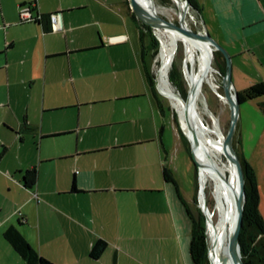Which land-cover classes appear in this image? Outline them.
<instances>
[{
	"label": "crops",
	"instance_id": "obj_1",
	"mask_svg": "<svg viewBox=\"0 0 264 264\" xmlns=\"http://www.w3.org/2000/svg\"><path fill=\"white\" fill-rule=\"evenodd\" d=\"M197 2L231 58L234 89L264 83V0ZM129 12L124 0H0V264H26L8 226L53 264H191L189 221L163 179L165 169L181 196L177 148ZM263 104H239L235 135L264 223ZM97 240L105 246L92 258Z\"/></svg>",
	"mask_w": 264,
	"mask_h": 264
},
{
	"label": "bare ground",
	"instance_id": "obj_2",
	"mask_svg": "<svg viewBox=\"0 0 264 264\" xmlns=\"http://www.w3.org/2000/svg\"><path fill=\"white\" fill-rule=\"evenodd\" d=\"M138 2L142 8L147 7V0H138ZM151 2L153 11L158 14V7L155 5L154 0H151ZM174 5L178 19L182 18V25L187 27L184 21L186 10L183 7L182 0H177V2H174ZM146 19L148 22L151 21L149 18ZM169 32L177 35L184 44V62L186 63V67L184 68L183 65V68L185 69L184 74L188 83L186 113L184 111L185 100L167 76V68L171 65V45L174 41ZM154 34L159 41L158 68L155 72V82L156 85L158 83L160 89L169 100L188 141L192 142L193 139L196 140L194 150L197 154L198 164L200 165L198 170V202L200 206L202 203H205L202 193L209 185L214 198L217 217V222L215 221L216 225L213 226L212 219L215 216L205 206L206 209L203 211L207 257L210 264H221L219 257L224 256L222 253L224 249L226 256V241L234 221L233 197L236 192V179L233 166L226 156H224L221 164L217 161L219 148L225 155L222 146L223 134L220 131L217 119L209 113L203 99L199 100L202 83H207L212 90L216 89L210 76L213 69L212 67H207V60L211 59L209 47L201 40L183 36L170 28H154ZM195 58H197V61ZM188 63H190L191 69H189ZM196 63L198 65L197 69L195 67ZM217 94L222 100L220 94ZM200 101L203 105L202 108L199 103ZM203 113H206L210 118V122L206 121L207 118L205 119ZM204 170V176L200 181V171ZM227 173L230 174V182L228 184L225 179ZM224 264H229V262L227 261Z\"/></svg>",
	"mask_w": 264,
	"mask_h": 264
},
{
	"label": "trees",
	"instance_id": "obj_3",
	"mask_svg": "<svg viewBox=\"0 0 264 264\" xmlns=\"http://www.w3.org/2000/svg\"><path fill=\"white\" fill-rule=\"evenodd\" d=\"M187 1H188V5L190 6V8L194 10L198 15H200L201 7L198 4L197 0H187ZM124 5L127 9V12H129L126 0H124ZM129 14L132 17V19H134V21L136 22L138 26V38H139V41L142 47V51L145 54H148L150 58L153 60L154 56L157 53L158 45H157L156 39L151 34V29L147 25H144L140 21H138L131 12H129ZM46 20H47V25L49 28V16L48 15L46 16ZM42 21H43V18L41 15L38 20H34V22H42ZM43 29L46 30V27H43ZM169 33L172 39L181 41L177 35H175L172 32H169ZM177 48H178L177 42L173 41L171 45V64L174 61ZM153 64L156 65V60L153 61ZM210 64L214 69H216V71L220 75L223 73L224 61H223L221 54L218 51L216 50L212 51V59H211ZM169 72L167 74L168 77H169ZM145 78H146V82L149 87V90L155 96L154 102L156 103L157 108L159 109L160 113H164V111L167 110V107H165V105H162L160 103V100L157 97V92L154 88L151 73L148 74V72H146ZM158 88L161 91V93L164 95L159 85H158ZM180 93L183 99L185 100V93L184 92L183 93L180 92ZM262 95H264V83L262 82H254L250 84L249 86H247L246 88L240 91H236V96H237V100L239 104L243 101L255 99ZM262 108L264 109V104L262 105ZM171 120L175 124L178 140L181 143L182 148L187 153V155L190 157L188 144L176 126L175 115L173 113L171 114ZM237 143L238 141L235 135V128H234L233 137H232V146L239 159V163H240L241 170H242L243 188H244V202H243L242 213H241V226H240V230H239V234L237 238L240 259L243 264H264V223H263V220L260 214L257 211L258 192L256 189L253 172L250 166L243 159V157L238 153L236 149ZM192 154H193L194 160L198 163L197 154L194 148H193ZM33 173L34 171H26L24 173L23 181L26 186H29L32 183L33 176H34ZM204 173H205V170H204ZM204 173L202 177L204 176ZM194 175H196L195 168H194ZM163 179L165 182L171 184L174 194L180 206L182 207V210L186 218L189 221L190 228H189V241H188L187 252H188V257H189L191 264H208L207 258H206L207 248L205 245L206 234H204L205 232L204 216H202L199 210L197 211L198 212L197 217L191 213L185 201L182 199V197L178 193L175 182L173 181L172 178H170V176L168 175L165 169H163ZM71 187L73 188V184L71 185ZM205 196L206 194L204 192V195H203L204 201L206 203V206L209 212H212V207H210L207 204ZM202 225H203V228H202ZM2 235L5 238V240L9 243V245L12 247V249L20 256L22 260H24L26 264H53L52 262L41 257L24 240V238L20 235V233L16 230L15 227L8 226L3 231ZM104 246H105V243L103 241L97 240L91 246L89 250V256L92 258L97 257L103 250Z\"/></svg>",
	"mask_w": 264,
	"mask_h": 264
},
{
	"label": "rangeland",
	"instance_id": "obj_4",
	"mask_svg": "<svg viewBox=\"0 0 264 264\" xmlns=\"http://www.w3.org/2000/svg\"><path fill=\"white\" fill-rule=\"evenodd\" d=\"M174 2H177V0H154L155 5L158 7V15L167 21L177 23L178 17L175 13L176 7L174 5ZM204 17L205 16L201 12H200V15H197V13L194 10H192L190 8V6L188 5L186 8L185 15H184V21L186 23V26L194 32H201L202 27H205L206 31L208 32V35L214 40V38L211 36L212 33L209 30ZM202 22H203V24H202ZM142 24H144V23H142ZM151 34L153 35V37L155 39L157 38V37H155L154 29H151ZM156 41H157L158 49H157V53L154 56L153 60L150 58V56L148 54L144 56L146 58V64H147V71L146 72H148V74L151 73L152 81L155 78V72L158 68L157 56H158V50H159V41H158V39H156ZM174 41L177 42L178 48H177V52H176L173 63L167 68V74L170 70V72H169L170 81L180 92L185 93L188 90V83H187V79L185 78V74H184L185 73L184 68L186 67V63L184 62V44H183V42H181L179 40H174ZM211 59H212V56H211ZM211 59H210V62H211ZM155 60H156V65L153 64V61H155ZM195 60L197 61V58H195ZM183 65H184V68H183ZM210 66H211V64H210ZM188 67H189V69H191L190 63H188ZM195 67L197 69V67H198L197 63L195 65ZM212 69H213V72L211 73L210 76H211V80H212L213 84L216 86V89H215L216 91L212 90L208 86L207 83H202L201 95H200L199 100L203 99L207 110L209 111V113H211L217 119L220 131L224 135L226 127H227V123H228V108H227V105L223 102V100H221V98L217 94V93H219L220 74L213 67H212ZM157 95H158L160 101L163 104H165V107H167V110L164 111L165 120L163 123L167 122L169 124V126L171 125L169 128H166V131H167L166 134L168 135L169 144H173V145L175 144V146L177 148V150L174 152V155L170 159L171 160L170 161L171 169L174 173L175 180H176L178 188L181 192V196L183 197V199H184L187 207L190 209L191 213L197 217L198 208L196 207L195 199H196V195H197L196 193L198 190V185H197L198 184V174H197V180H196V175H194V164H193L191 158L187 155V153L184 151V149L180 146L181 143L178 144L179 140H177L178 137H177V131H176L175 124L172 122L173 127H174L173 128L172 124H171L172 120L170 121L172 113L175 115L176 126H177L179 132L182 134V136L184 138H185V136L183 134V130H182L181 125L178 121V117H177L175 111L171 107L169 100L166 98V96L164 97V96L160 95L158 92H157ZM199 103H200V106L202 108L203 107L202 102L200 101ZM201 111L204 112L203 110H201ZM203 116H205V119L207 118L206 119L207 122H210V118L206 115V113H203ZM185 140L187 142L186 138H185ZM187 144H188V142H187ZM224 156L225 155L223 154V152L219 148L218 155H217V161L219 164L222 163ZM203 173H204V171H200V174H199L200 181L202 179L201 177H202ZM225 179H226V183L228 184L230 182V174L229 173L226 174ZM204 192L206 194V196H205L206 202L210 207H212V213L215 216L212 219L213 226H215L216 222H217L215 202H214L213 195L210 191L209 185L207 186V188ZM204 192L202 193L203 195H204ZM204 225H205V220H204ZM202 228H203V225H202ZM203 231H204V229H203ZM222 253L225 256V249Z\"/></svg>",
	"mask_w": 264,
	"mask_h": 264
},
{
	"label": "water",
	"instance_id": "obj_5",
	"mask_svg": "<svg viewBox=\"0 0 264 264\" xmlns=\"http://www.w3.org/2000/svg\"><path fill=\"white\" fill-rule=\"evenodd\" d=\"M126 2H127V7L129 11L134 15V17L138 21L149 26L151 29L170 28L183 36L201 40L208 45L210 57L212 56V51L216 50L221 54L223 58L224 71L220 75L219 94L222 97L223 102L227 105V108H228V123H227L225 133L222 137V146H223L225 156L230 160L233 166L234 175L236 179V192L233 197L234 221H233L231 230L229 232V235L226 241V256H220L219 262L221 264H224L227 261L229 262V264H243L240 259L238 242H237V238H238V234H239V230L241 226V213H242V207H243V202H244L243 176H242V170H241V166L239 163V159L232 146V137H233V132L235 128L236 117L238 114L239 102L237 100L236 90L234 89L232 82H231V78H230L231 58L229 54L227 53V51L208 35L204 27H202L201 32H194L190 30L188 27H185L184 25H182V18H179L177 23H173V22L163 19L162 17H160L158 14H156L153 11L151 0H147L146 8H142L138 0H126ZM182 4H183L184 9L186 10L188 6V1L182 0ZM146 18H149L151 21L148 22ZM207 67H211L210 59L207 60ZM153 84H154L156 91L160 95L164 96L157 88L155 78L153 80ZM187 95L188 94L186 91L185 101H184L185 113L187 109V104H186ZM187 142H188V147H189L190 158L194 164V168L196 171V180H197V174H198L200 165L194 160L193 154H192L193 148H195L196 146V140L193 139L192 142H189L187 140ZM195 204L199 212L202 214V216H204L203 210L206 209L205 207L206 204L202 203V205L200 206L197 195L195 199ZM205 245L207 248L206 236H205ZM206 258H207L208 264H210V261L207 257V250H206Z\"/></svg>",
	"mask_w": 264,
	"mask_h": 264
},
{
	"label": "built area",
	"instance_id": "obj_6",
	"mask_svg": "<svg viewBox=\"0 0 264 264\" xmlns=\"http://www.w3.org/2000/svg\"><path fill=\"white\" fill-rule=\"evenodd\" d=\"M18 14L21 20L26 19L29 17L28 14V10L20 7L18 10ZM39 15H36L34 20H38L39 19ZM55 21H56V15H49V26L54 29L55 27ZM109 42H115V41H119V40H123L122 36H112V37H108ZM35 197V195H33Z\"/></svg>",
	"mask_w": 264,
	"mask_h": 264
}]
</instances>
